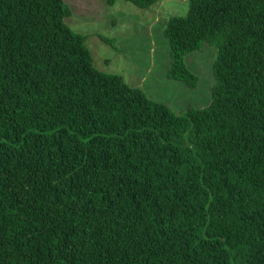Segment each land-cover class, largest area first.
<instances>
[{"label": "trees", "instance_id": "16d2710c", "mask_svg": "<svg viewBox=\"0 0 264 264\" xmlns=\"http://www.w3.org/2000/svg\"><path fill=\"white\" fill-rule=\"evenodd\" d=\"M72 13L0 0V264H264V0L169 18V77L217 47L181 113L98 69Z\"/></svg>", "mask_w": 264, "mask_h": 264}, {"label": "rangeland", "instance_id": "374dc122", "mask_svg": "<svg viewBox=\"0 0 264 264\" xmlns=\"http://www.w3.org/2000/svg\"><path fill=\"white\" fill-rule=\"evenodd\" d=\"M66 2L73 13L65 20L87 35L86 44L98 69L123 75L130 85L141 87L150 98L165 102L177 113L210 102L216 46L206 42L186 57L189 68L199 75L196 87L168 75L171 44L164 29L170 17L187 13L189 0H160L150 8L130 0Z\"/></svg>", "mask_w": 264, "mask_h": 264}]
</instances>
